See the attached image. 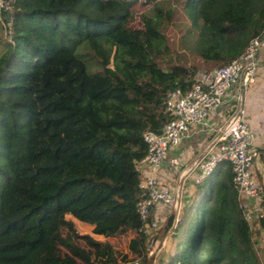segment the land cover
<instances>
[{"label":"trees","instance_id":"obj_1","mask_svg":"<svg viewBox=\"0 0 264 264\" xmlns=\"http://www.w3.org/2000/svg\"><path fill=\"white\" fill-rule=\"evenodd\" d=\"M3 1L0 264H133L107 241L78 236L66 215L96 236L134 232L128 248L136 264H152L155 254L147 255V236L138 231L142 133H159L170 119V90H185L196 71L242 52L264 27V0H175L187 20L180 43L197 59L188 65L161 30L175 11L161 0ZM145 2L154 3L136 26ZM193 187L156 230L167 242L154 264H264L252 232L253 222L264 229V187L252 223L226 161ZM77 238L87 239L92 258L74 249ZM58 245L76 260L48 261Z\"/></svg>","mask_w":264,"mask_h":264},{"label":"built area","instance_id":"obj_2","mask_svg":"<svg viewBox=\"0 0 264 264\" xmlns=\"http://www.w3.org/2000/svg\"><path fill=\"white\" fill-rule=\"evenodd\" d=\"M1 1V10L6 11L8 7ZM263 48L264 27L249 38L237 57L207 73H196V81L185 90L178 87L170 90L164 101V109L170 119L163 124L159 133H142L146 152L136 163V170L140 178L139 188L145 196L138 201L137 209L142 221L138 231L147 236V254L156 255V251L151 249V242L157 240L155 232L159 223L151 217L152 211L158 206L172 204L175 209L181 205L182 180L189 176L191 184H197L221 161H226L230 166L232 186L244 218L251 222L254 217L260 216L257 203L249 205V202L259 196V186L251 171L258 151L254 144L255 135L247 126L240 106L232 109L225 119L211 128L212 137L209 143L191 166L184 170L174 190L164 186L158 175L163 167L171 172L182 169L184 163L169 152L186 139L192 127L205 125L206 119L220 107L224 95L231 87L238 82L245 86L252 81L257 69V54ZM166 238L167 234L158 240L160 251L163 250ZM136 262L135 260L134 263Z\"/></svg>","mask_w":264,"mask_h":264},{"label":"crops","instance_id":"obj_3","mask_svg":"<svg viewBox=\"0 0 264 264\" xmlns=\"http://www.w3.org/2000/svg\"><path fill=\"white\" fill-rule=\"evenodd\" d=\"M238 106H240L243 110V116L247 126L255 135L254 144L257 147L258 157L252 164V176L259 186L264 187V48L257 54V69L252 81L245 86H242L238 82L231 87V89L224 95L220 107L206 119L205 125L192 127L189 130L186 139L183 140V142H181L175 149L169 152L170 155L178 157L184 164L181 170L174 172L168 171L163 167L158 175L162 184L165 183L168 184V186H172L174 178H177V181H180V176L184 170L191 166L192 162L197 159L205 145L209 143L212 137L211 128L225 119L231 110ZM182 183L183 185L185 184V187L189 186L187 187L188 194L183 193L182 196L183 191L181 190L180 195V197H183V199L187 201L191 196L194 187L191 184L192 181L189 176H186V178L182 180ZM161 210V206H158L151 213V217L157 220L158 223L159 219L162 218L163 215ZM253 221L254 220L250 223ZM252 232L253 239L256 244L262 237L264 229H260L258 224L253 222ZM155 238L157 241L161 239L158 237ZM157 241L155 242L156 244H158ZM260 242L261 241L259 240L258 243Z\"/></svg>","mask_w":264,"mask_h":264},{"label":"rangeland","instance_id":"obj_4","mask_svg":"<svg viewBox=\"0 0 264 264\" xmlns=\"http://www.w3.org/2000/svg\"><path fill=\"white\" fill-rule=\"evenodd\" d=\"M161 2H162V5L164 7H166L168 5L175 7V11L173 13L171 20L163 21L162 26H161V30H162L163 34L165 35L168 46L172 50L173 54H175V58L180 63L186 64V65H188L189 63H192V62L195 63L197 59H195V57L191 56L189 51L184 49L183 44L180 43L179 30H182V28L184 27L183 24H186L187 20L185 19L184 15L182 14L179 7L176 6L175 0H161ZM153 3L154 2H150L147 4L145 2L144 5H141V7H139V9L136 10V12L134 13V19L131 22L133 24H135L136 26H139V24H140V21H139L140 13L139 12H141L147 6L151 7L153 5ZM2 4L3 3L1 1L0 2V8L2 7ZM3 37H4V23H3V18L0 15V38H3ZM196 72L198 73L199 71H196ZM172 182H173V180H172ZM177 184H178L177 178H174V182L171 186V189L174 190L177 187ZM187 187H189V186L185 187V184L183 185V187L181 189L183 191L182 196H183V193L188 194ZM183 202H186V201L183 199V197H181V205H179L175 209L172 207V204L161 207L162 208L161 211H162L163 215H162V218L159 219V226L160 227L163 225L165 219L172 212V210L176 213H178L180 211V209L185 205V203H183ZM254 203H256V201L252 200L251 203L249 202V205L252 206ZM65 219L71 221L72 228L78 236H89L91 239L96 240V241H107L109 244H111V246L113 248L118 250V252L120 254L125 255L128 259L132 260L133 263L135 260L137 262H139V260H140L139 256H135V254L133 252H131L128 248V242H129L130 238L134 236V232L126 231V232H123L120 234H115V235L108 236V237L96 236V235H93L91 233V228L88 224L77 221L69 215H66ZM263 234L264 233H262L261 238L259 237L260 238L259 240L261 242L258 243L259 242V240H258V242L255 245L259 249L258 251L260 253L261 259L264 262V235ZM154 241L156 242L157 240H153L151 242V247H152L151 249L156 251V255L153 257L152 264H154L155 259L158 258L157 256H158L159 252L161 253L163 251V250L160 251L161 248L158 249V245ZM165 244H166V240H165L164 245ZM74 246H75L74 249H76L78 252L79 251L84 252L90 258H92L94 256L92 246L87 242L86 238H81V239L77 238L75 243H74ZM167 246H165V248H168ZM149 249L150 248H148V250ZM147 255H149V254H147ZM62 257H65V258L71 259V260H76V257L74 258L62 245L55 246V248L52 250V252L47 256V260L52 261L54 259H59Z\"/></svg>","mask_w":264,"mask_h":264}]
</instances>
